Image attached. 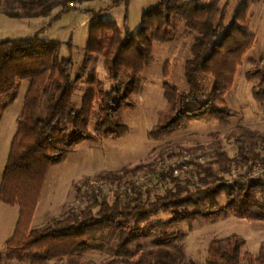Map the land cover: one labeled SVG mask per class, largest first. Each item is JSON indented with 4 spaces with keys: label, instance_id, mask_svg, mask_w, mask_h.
I'll return each instance as SVG.
<instances>
[{
    "label": "trees",
    "instance_id": "obj_1",
    "mask_svg": "<svg viewBox=\"0 0 264 264\" xmlns=\"http://www.w3.org/2000/svg\"><path fill=\"white\" fill-rule=\"evenodd\" d=\"M3 1L18 6L19 9L6 12L15 18L49 16L56 7H62L54 18L57 19L88 0H0V5ZM129 1L112 0L102 10H88L92 24L86 52L103 56L109 78L119 85L108 89L101 78L92 75L80 105L74 101V59L62 56L63 42L41 36L46 27L31 37L0 40V122L6 109L18 99L23 82H29L0 187V201L20 208L14 234L6 241V250H0V264H13L15 260L49 264L55 259L71 258L79 247L81 254H87L98 246L97 240L105 232L119 233L115 257L106 264H197L186 261L187 239L180 233V225L229 212L241 219L264 220V172L249 178V165L246 176L235 178L234 185L223 181V174L230 173L233 166L241 167L253 160L264 162L259 151L264 133L238 125L228 133L238 146L233 157L221 150L218 140L187 149L191 154L207 146L219 150L212 160L189 162L187 170L199 178L193 187L184 184L170 166L162 176L170 179L173 187L153 201L152 189L146 192L147 198L140 188L129 192L126 199L117 192L112 203L100 191L81 209L33 227L52 166L65 162L84 141L127 135L130 129L123 112L136 106L134 96L140 91L143 72L155 62V42L178 39L181 24L185 25L186 36L193 40L186 68L189 90L183 91L169 82L171 73L166 66L163 87L167 104L150 136L173 135L196 121L216 120L226 125L239 116L226 95L256 41L255 34L249 32L244 6L259 0H244L230 22L220 0H158L143 13L136 33L102 18L104 11ZM247 76L257 80L253 95L264 105V61L250 69ZM203 77L213 80L210 89L204 87ZM182 155L173 152L169 156ZM156 166V162L124 166L119 172L100 178L121 187L130 177L153 171ZM82 185L77 188L78 193ZM223 195L226 205L220 204ZM160 210L170 212L171 217L153 220ZM150 237L156 247L144 249L141 240ZM133 244L137 247L135 252L131 251ZM246 244L239 235H231L225 241L214 239L209 244L206 264H264V243L257 253L243 252Z\"/></svg>",
    "mask_w": 264,
    "mask_h": 264
},
{
    "label": "rangeland",
    "instance_id": "obj_2",
    "mask_svg": "<svg viewBox=\"0 0 264 264\" xmlns=\"http://www.w3.org/2000/svg\"><path fill=\"white\" fill-rule=\"evenodd\" d=\"M112 0H88L76 5L77 9L63 12L61 17L54 19L60 13L62 7H56L51 15L35 17L23 20L7 15V11L17 9L18 6H10L6 2L0 5V40L17 39L34 36L38 31L46 27L41 36L56 39L63 42L62 56L73 57L75 67L72 70L76 79L74 101L80 105L88 87V80L92 75H97L105 83L108 89L119 85L109 78L104 64V57L97 54H89L86 47L90 37L92 16L89 9L102 10L111 4ZM158 0H130L117 7L104 11L102 18L116 21L122 29L128 27L136 33L141 28L143 13L154 7ZM244 0H220L222 6L227 8V22H230L236 10L243 6ZM248 13L249 32L255 34L256 41L244 57L239 66L235 82L226 98L235 111L239 113L223 125L216 120L196 121L187 129L173 135H165L158 138L150 136V131L158 123L161 111L167 104L164 95L165 77L163 71L166 66L170 69L169 82L183 91L189 90L186 77L187 60L190 57V48L193 40L186 36L184 23L181 24L178 39L173 42H155V62L148 67L142 75L141 88L134 96L135 108L123 112V120L129 127V132L124 137H104L99 141H84L79 144L68 159L51 167L42 198L39 202L36 219L33 227H40L49 223L55 217H63L73 210L81 209L85 204L79 200L78 187L92 178L109 172H119L124 166H135L140 163L156 162V169L145 170L130 177V180L121 184V187L132 186V190L143 189L144 198L147 191L152 189L150 199L153 201L158 194H164L166 189L173 187L170 179L163 178L162 172L172 163L178 167L179 175L184 184L193 187L199 178L193 176L182 164L191 157L202 161L212 160L219 151L215 147H206L191 154L187 149L196 145H209L220 141L222 151L230 156H235L238 146L228 138V133L238 125H244L252 130L264 133V105L253 95V87L257 80L247 76L250 69L255 68L264 61V0L244 6ZM19 9V8H18ZM71 40V45L69 41ZM204 87L210 89L213 84L211 78H202ZM29 82L24 81L18 99L5 111L0 122V140L14 136L17 131V118L24 104V98L28 90ZM94 117L91 129L94 131ZM259 151L264 155V143H261ZM182 152V156L170 157L172 153ZM192 155V156H191ZM200 162V161H198ZM250 177H258L264 172V162L260 160L250 161L248 164L233 166L230 173L223 174V181L234 185L235 178H242L250 169ZM218 170L219 167L216 166ZM145 181L142 177L149 176ZM248 175V174H247ZM124 197L128 190H122ZM110 203L114 202L117 191L107 192ZM92 199L90 198L89 201ZM220 204L226 205L227 199L223 195ZM98 210V209H97ZM96 210V211H97ZM18 207L8 206L0 201V250H6V241L14 234L18 220ZM170 212L160 210L153 216V220L167 219ZM181 234L186 236L185 252L186 261L194 260L197 264H206L209 244L214 239L225 241L231 235H239L246 239L247 244L243 252H258L264 242V220L251 221L241 219L233 212L227 214L211 215L194 220L192 223H184L178 227ZM144 249L156 247L152 237L141 240ZM98 246L87 254H81V248H77L71 258L55 259L49 264H106L115 257V250L119 245V233H103L97 240ZM137 250L136 244L131 246V251ZM13 264H31L29 260L14 261Z\"/></svg>",
    "mask_w": 264,
    "mask_h": 264
},
{
    "label": "built area",
    "instance_id": "obj_3",
    "mask_svg": "<svg viewBox=\"0 0 264 264\" xmlns=\"http://www.w3.org/2000/svg\"><path fill=\"white\" fill-rule=\"evenodd\" d=\"M192 156V155H191ZM190 160H193V158L191 157ZM186 161V163H184L183 165L185 167L188 166L189 162L191 161ZM195 161H202V157H198V160L194 159ZM174 168V173L177 174L179 172L178 167H176L175 163H172V165ZM169 166V167H170ZM168 167V168H169ZM167 169H164V171ZM151 174H149V176L147 175L146 177H142V180L145 181L146 178H150ZM128 190L127 192H131L132 191V186H126V187H119V185L112 183L110 180L105 179V178H92L88 181H86L83 185H82V190L79 193V200L81 201V203H85L88 202V200L95 194L98 193L100 191L102 192H110L112 190L119 192V196L121 198L124 197L123 191L122 190Z\"/></svg>",
    "mask_w": 264,
    "mask_h": 264
},
{
    "label": "crops",
    "instance_id": "obj_4",
    "mask_svg": "<svg viewBox=\"0 0 264 264\" xmlns=\"http://www.w3.org/2000/svg\"><path fill=\"white\" fill-rule=\"evenodd\" d=\"M33 18H35V17H24V18H20V19L28 20V19H33ZM13 137L14 136H12V137L10 136L8 138H4L3 140L2 139L0 140V187H1V184H2L4 171H5V166H6V163H7V160H8V156H9V152H10V148H11V143H12ZM12 207H14V206H12ZM18 212L20 213V208L19 207H18ZM18 218H19V215H18ZM35 219H36V214H35V217H34V221H35ZM34 221H33V224H34ZM263 243L264 242H262V244Z\"/></svg>",
    "mask_w": 264,
    "mask_h": 264
}]
</instances>
